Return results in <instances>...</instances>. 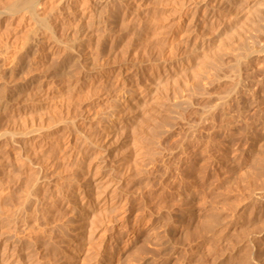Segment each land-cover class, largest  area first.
<instances>
[{
	"label": "bare ground",
	"instance_id": "1",
	"mask_svg": "<svg viewBox=\"0 0 264 264\" xmlns=\"http://www.w3.org/2000/svg\"><path fill=\"white\" fill-rule=\"evenodd\" d=\"M232 1L0 0V74L27 57L30 74L11 78L0 96V264H27L22 244L2 247L3 229L13 238H51V227L67 234L69 222L80 229L69 254L87 258L83 243L113 222L111 211L123 200L116 201L118 189L139 149L151 139L147 159L163 152L170 158L163 135L173 139L180 120L194 136L197 124L185 114L222 80L231 88L201 108L210 112L203 119L230 115L227 126L235 130L243 112L236 109L247 101L238 94L243 72L256 78L254 63L264 73V0ZM14 32L22 34L16 45L8 40ZM161 41L162 55L140 70L138 58ZM118 45L123 58L135 52L142 81L110 69ZM37 68L51 74L40 79ZM17 83L22 89L12 96ZM166 110L170 118L160 119ZM128 245L109 247L110 260L123 257Z\"/></svg>",
	"mask_w": 264,
	"mask_h": 264
},
{
	"label": "rangeland",
	"instance_id": "2",
	"mask_svg": "<svg viewBox=\"0 0 264 264\" xmlns=\"http://www.w3.org/2000/svg\"><path fill=\"white\" fill-rule=\"evenodd\" d=\"M232 2L241 5L237 0ZM201 16L200 12L198 18ZM21 35L14 32L8 40L16 45ZM183 46L181 49L188 47ZM163 49L165 43L161 41L148 56L138 58L140 70L150 60L159 59ZM181 49L177 54L186 50ZM120 50L118 45L116 57L109 61L110 69H121L133 78L132 82L142 81L144 74L132 65L135 52L123 58ZM228 61H232L230 55ZM28 62L29 57L14 69H3L0 96L11 78L18 82L21 77H30L26 73ZM258 66L253 63L255 70H260L256 78L243 72L246 75L242 76L238 94L247 101L239 108L235 105L243 112L240 121L234 123V131L227 126L233 122L230 115L217 122L204 121V115L210 112L201 111L216 102V95L229 92L231 82L222 80L211 86L210 96L196 99V106L187 110L185 117L197 124L194 136L185 134V123L180 120L174 121L178 134L174 133L173 139L163 135V146L172 149L170 158L163 152L155 161L147 159L154 144L151 139L143 144L130 177L118 189L116 201L119 197L123 200L111 211L113 222L106 224L104 233L83 243V249L90 252L87 258L73 259L69 254V241L75 240V248L79 243L74 237L79 236L80 229L74 222L67 223V234L51 227V238H13L3 229L2 247L22 244V262L27 264H264V73ZM35 74L44 79L51 72L37 68ZM17 84L9 89L12 96L22 89ZM253 95L258 98L257 104L252 101ZM235 106L232 115L238 114ZM169 118L167 110L160 115V119ZM58 218L55 215L51 222L56 224ZM60 219L57 225L64 220ZM135 229L136 236L131 233ZM133 238L134 243H129ZM127 243L125 255L110 260L108 248L120 249Z\"/></svg>",
	"mask_w": 264,
	"mask_h": 264
}]
</instances>
